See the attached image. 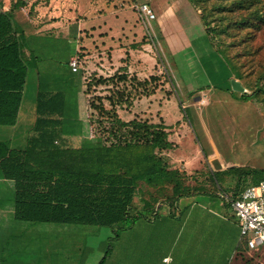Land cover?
I'll list each match as a JSON object with an SVG mask.
<instances>
[{
  "label": "trees",
  "instance_id": "obj_1",
  "mask_svg": "<svg viewBox=\"0 0 264 264\" xmlns=\"http://www.w3.org/2000/svg\"><path fill=\"white\" fill-rule=\"evenodd\" d=\"M189 1L200 10L201 23L216 50L252 89L241 98L264 100V63L256 58L260 46H254L264 32V0ZM26 47L30 49L24 31L0 4V125L18 123L30 69ZM123 69L109 77L95 75L85 89L90 93L99 84H113L110 94L90 98L91 116H96L91 124L97 125L101 139L59 140L64 137L65 100L57 92L49 98L39 96L24 146L0 140V177L11 193V199L0 205V214H11L12 223L39 231L91 233L110 227L118 236L164 204L173 210L182 197L206 193L192 190L185 181L187 173L170 164L165 153L175 143L165 123L120 116L118 105L133 104L132 92L118 86L128 79ZM133 82L148 95L156 91L149 89L148 79L134 76ZM81 125L78 119L66 123V136L74 135ZM239 169L243 176L263 174L255 183L264 179V169ZM153 191L144 200L146 207L138 208V194Z\"/></svg>",
  "mask_w": 264,
  "mask_h": 264
},
{
  "label": "rangeland",
  "instance_id": "obj_2",
  "mask_svg": "<svg viewBox=\"0 0 264 264\" xmlns=\"http://www.w3.org/2000/svg\"><path fill=\"white\" fill-rule=\"evenodd\" d=\"M136 1H147L154 8L155 32L150 34L147 30L132 0H75L80 11L75 21L82 20L80 35L79 23L73 22L70 24L73 42L62 35L61 38L50 36L46 44H38L43 52L30 60L20 121L14 126L0 125V140L24 146L33 123L38 71L43 66L50 75V69H58L60 63L65 66L67 55L74 51L73 55L80 61L77 79L83 125L74 135L62 137L60 141L82 143L102 138L97 125L91 124V118L96 116H91L94 111L90 98L110 94L113 84H99L87 93V83L95 75L109 77L126 68L128 79L118 86H126L132 92L133 104L118 105L120 116L125 120L138 117L166 124L175 146L165 154L172 166L187 173L185 181L192 190L217 195L222 190L233 191V186H227L228 178H243L244 183L246 177L249 181L254 177L256 181L263 174L243 176L239 168L264 169V100L241 98L252 89L246 87L245 80L235 76L230 64L211 43L201 23L200 10L189 0ZM54 6L56 10L61 6L66 10V0H58ZM53 34L57 37L55 31ZM257 45L260 48L256 58L261 64L264 63V32L256 38L254 46ZM59 68L65 73L67 64L64 71ZM134 76L138 80L148 79L149 89L156 88V91L148 95L138 82L131 83ZM66 77L65 73L64 81ZM233 79L241 83V90L234 89ZM70 94L69 119L75 116L76 106V98ZM261 97L264 98V93ZM105 103L110 107L108 100ZM150 193L155 194L154 191L138 194V208L146 207L144 200L151 198ZM152 201L154 205L157 203ZM108 230L111 228L103 227L100 236L109 244L115 235L110 238ZM238 259L245 264H264V244L245 248Z\"/></svg>",
  "mask_w": 264,
  "mask_h": 264
},
{
  "label": "crops",
  "instance_id": "obj_3",
  "mask_svg": "<svg viewBox=\"0 0 264 264\" xmlns=\"http://www.w3.org/2000/svg\"><path fill=\"white\" fill-rule=\"evenodd\" d=\"M20 1H24V4L19 5ZM57 1L0 0L3 8L11 12L24 31L25 44L31 49L25 48L29 64L34 56L37 58L40 55L42 48L38 44H46L50 36L61 38L63 35L69 38L68 42H73L71 23L78 22V35L81 33L82 20L75 21L80 13L78 4L75 0H66V10L62 6L56 10L54 3ZM54 31L57 37L53 34ZM75 35L74 27V39ZM73 53L74 51L67 55L65 66L60 63L58 69H50V75L43 66L37 74L33 121L36 118L35 109L39 96L49 98L57 92L62 93L65 100L62 115L64 137L66 123L78 119L83 125L79 111L81 90L78 72L73 71L70 65L71 58L75 57ZM59 67L63 71L66 68V81L65 73ZM66 86L69 87L68 93ZM26 89L27 85L18 123ZM69 93L76 98L75 116L70 119ZM81 126L75 127V130ZM223 168L227 169V166ZM228 179L227 186H233L234 192L255 183L254 177L251 181L246 177L244 183L243 178ZM8 199H11V193L5 182L0 180V205ZM164 206L158 207L156 214L150 212L148 217L137 220L109 244L107 239H101L103 228L91 233L39 231L38 228L12 223L14 218L11 214H0V264H245L238 259L239 253L245 248H251L241 238L233 208L218 194L203 193L182 197L173 210L166 204ZM107 233H110V238L115 235L112 229Z\"/></svg>",
  "mask_w": 264,
  "mask_h": 264
},
{
  "label": "built area",
  "instance_id": "obj_4",
  "mask_svg": "<svg viewBox=\"0 0 264 264\" xmlns=\"http://www.w3.org/2000/svg\"><path fill=\"white\" fill-rule=\"evenodd\" d=\"M132 2L151 34V31H154L152 22L157 18L154 8L147 1L132 0ZM70 65L73 71L78 72L80 69L78 57L71 58ZM218 194L233 208L240 226L241 238L247 246L252 249L264 244V179L248 185L238 194L223 190Z\"/></svg>",
  "mask_w": 264,
  "mask_h": 264
},
{
  "label": "water",
  "instance_id": "obj_5",
  "mask_svg": "<svg viewBox=\"0 0 264 264\" xmlns=\"http://www.w3.org/2000/svg\"><path fill=\"white\" fill-rule=\"evenodd\" d=\"M232 85H233L234 89H237V90L242 89L241 83L236 79L232 80Z\"/></svg>",
  "mask_w": 264,
  "mask_h": 264
}]
</instances>
